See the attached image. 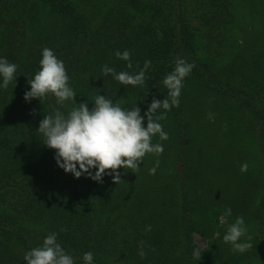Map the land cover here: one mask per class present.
<instances>
[{"label": "trees", "instance_id": "obj_1", "mask_svg": "<svg viewBox=\"0 0 264 264\" xmlns=\"http://www.w3.org/2000/svg\"><path fill=\"white\" fill-rule=\"evenodd\" d=\"M45 47L77 103L91 109L101 94L141 115L166 97L177 57L194 63L179 107L159 121L168 139L153 137L162 154L135 173L117 169V185L60 169L37 130L78 105L24 100ZM117 50L130 51L132 69ZM0 56L18 65L0 89V264H25L52 232L77 264L87 251L95 264H264V0H0ZM146 60L143 86L102 72H138ZM238 216L252 243L244 253L223 241ZM195 233L207 241L198 255Z\"/></svg>", "mask_w": 264, "mask_h": 264}, {"label": "clouds", "instance_id": "obj_2", "mask_svg": "<svg viewBox=\"0 0 264 264\" xmlns=\"http://www.w3.org/2000/svg\"><path fill=\"white\" fill-rule=\"evenodd\" d=\"M41 55L39 70L28 80L30 90L25 91L24 100H41L51 94L56 98L57 104L72 101L74 105H78L73 106L67 114L56 109L53 114L44 116L37 130L44 137L43 144L55 150L54 159L60 169L72 174L74 178L83 175L98 183H103L104 176H110L117 185L122 181L117 169H131L135 173L140 169L146 154H162L163 145L153 143V137L158 136L161 141L168 139V134L159 121L173 107H179L184 80L191 74L194 63L177 57L173 70L162 80L167 89L166 97L163 100L154 98L141 115L137 105L128 109L101 94L95 97L91 109L88 102L77 103V93L69 84L70 78L64 62L47 47L42 49ZM115 56L126 61L127 68L132 69L129 50H117ZM151 63L146 60L138 72H116L115 68L105 64L102 72L112 75L122 85L143 86ZM17 69V64L0 56V89H7L16 81ZM247 168L248 164L244 163L240 170L246 172ZM109 169L111 171H106ZM149 171L154 174L156 168ZM224 215L231 216V208H226ZM247 233L244 218L238 216L233 223L228 224L223 241L230 244L234 252L244 253L252 247ZM58 235L57 232H52L44 237L42 244L26 251L23 255L25 264H77V259L58 241ZM139 255H145L142 247ZM80 262L95 264L94 253L84 252Z\"/></svg>", "mask_w": 264, "mask_h": 264}, {"label": "rangeland", "instance_id": "obj_3", "mask_svg": "<svg viewBox=\"0 0 264 264\" xmlns=\"http://www.w3.org/2000/svg\"><path fill=\"white\" fill-rule=\"evenodd\" d=\"M223 221H224V218L221 216L220 222H223ZM193 241L195 243V250H194L195 254L198 255V253L206 247L207 241L202 236L196 233L193 235Z\"/></svg>", "mask_w": 264, "mask_h": 264}]
</instances>
